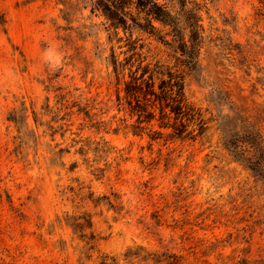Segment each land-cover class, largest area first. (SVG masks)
Segmentation results:
<instances>
[{"label": "rangeland", "instance_id": "rangeland-1", "mask_svg": "<svg viewBox=\"0 0 264 264\" xmlns=\"http://www.w3.org/2000/svg\"><path fill=\"white\" fill-rule=\"evenodd\" d=\"M93 1L0 0V264H264V175L223 139L264 137V0H199L190 71ZM146 66L185 76L203 133H135L123 89Z\"/></svg>", "mask_w": 264, "mask_h": 264}, {"label": "trees", "instance_id": "trees-1", "mask_svg": "<svg viewBox=\"0 0 264 264\" xmlns=\"http://www.w3.org/2000/svg\"><path fill=\"white\" fill-rule=\"evenodd\" d=\"M202 5L199 0H94L92 11L101 10L116 29L123 28L132 34L134 29H138L169 45L178 62L190 71L200 61L205 39L200 13ZM130 47L131 50L137 48L136 40L130 43ZM113 63L120 75V66L125 64L118 62L115 56ZM139 69L131 71L123 89L125 108L132 117H137L133 125L135 133L142 134L154 121L159 122L161 128L171 129L168 135L177 138L196 137L203 133L206 122L200 109L188 101L185 76L181 72L168 71L169 79L162 77L157 83L155 71H150L149 66L140 74ZM223 118L233 123L231 115ZM192 125L194 128L190 129ZM233 126L229 129L231 135L223 136L225 147L236 161L245 164L256 175H264V137L261 130L255 124L246 128ZM196 130L198 133L194 134ZM154 134L153 139L164 133L154 131Z\"/></svg>", "mask_w": 264, "mask_h": 264}]
</instances>
